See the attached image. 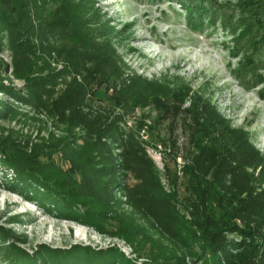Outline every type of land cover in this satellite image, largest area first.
<instances>
[{
	"label": "trees",
	"instance_id": "trees-1",
	"mask_svg": "<svg viewBox=\"0 0 264 264\" xmlns=\"http://www.w3.org/2000/svg\"><path fill=\"white\" fill-rule=\"evenodd\" d=\"M175 1L193 28L202 27L208 13L204 1ZM238 6L234 27L239 30L236 39L241 40L252 34L254 26L262 27L260 15H254V10H261L264 4L240 0ZM130 25L118 31L103 20L94 0H0V31L9 36L12 73L24 81L21 91L0 84V92L44 111L62 131L61 136L48 131L46 137L37 134L32 140L31 135L22 139L13 129L0 127L2 164L16 172L15 181L5 186L26 200H34L46 212L121 235L134 246V232L139 229L133 218L118 213V231H111L98 216L112 210L110 184L116 172L110 148L102 140L109 139L122 147L123 168L138 179L127 192L136 209L150 213L181 241L189 236L197 238L213 264H222L219 257L224 264H264V156L252 145L248 132L231 127L208 99L189 95L190 88L180 79L164 77L162 82H150L135 73L125 76V65L115 46L123 42ZM36 38L42 60L55 52L68 63L63 71H55L46 61L43 66L37 65ZM250 41L257 48L264 44V35ZM245 63L247 67L257 64L250 56ZM68 68L81 79L72 77L54 97L56 81L59 77L66 80ZM94 82L100 88L113 86L111 102L127 110L151 103L156 110L151 129L168 122L173 134L182 121L188 139V156L182 167L183 203L192 215L191 221L184 220L174 204L179 193L175 172L169 177L175 189L167 193L133 133L124 137L117 119L109 121L101 114L93 116L83 110L89 106H85L84 98ZM187 98L190 104L183 107ZM18 114L10 103L0 102V122L14 120ZM150 135L154 144L159 142L168 149L165 155L175 164L179 157L176 141L171 139L167 144L153 130ZM78 137L84 139L82 145L77 143ZM59 152L60 157L56 156ZM169 169L168 165V173ZM78 204L88 212H80ZM10 219L19 221L17 215ZM227 232H236L242 239L229 240ZM23 237L0 225V264H148L125 256L116 247L97 249L78 243L69 248L40 244L29 252L17 244L25 241Z\"/></svg>",
	"mask_w": 264,
	"mask_h": 264
},
{
	"label": "rangeland",
	"instance_id": "rangeland-1",
	"mask_svg": "<svg viewBox=\"0 0 264 264\" xmlns=\"http://www.w3.org/2000/svg\"><path fill=\"white\" fill-rule=\"evenodd\" d=\"M94 1L103 20L109 21L118 31L125 24H131L130 28L124 31L123 42H116L115 46L125 65V76L135 73L150 82H162L164 77L170 81L180 79L190 88L189 95L198 94L208 99L218 113L229 120L231 127L242 128L248 132L252 145L264 156V44L254 48L250 41L251 38L258 39L264 35V7L259 11L253 9L254 15H260L262 27L254 26L250 36L237 40L239 30L234 24L238 17L240 0H202L206 3L208 13L200 28H193V25L188 23L184 10L175 0ZM259 2L264 4V0ZM48 8H52V3H48ZM34 42V59L38 66H43L46 61L55 71H63L66 68L68 63L55 52L51 53V56L45 55L46 60L43 61L39 39L36 38ZM9 45L8 33L0 31V84L21 91L24 81L13 76L14 58ZM247 56L257 63L254 67L246 66ZM68 72L65 77L67 81L60 77L57 79L54 97L66 88V82L72 77L81 79L80 74L76 75L72 69L68 68ZM120 85L118 82L117 88ZM114 91L113 86L100 88L97 82L92 83L84 98L85 106H89L83 110L93 116L101 114L109 121L117 119L125 132L124 137L129 132L133 133L145 155L152 161L160 185L167 193L175 189L170 181L175 172L179 177V193L176 194L177 201L174 204L183 219L191 221L192 215L184 208L183 203L182 167L186 161L185 157L188 156V139L183 131L182 121L179 120L173 134L169 131L168 122L151 129L156 116L154 106L150 103L142 108L127 110L111 102L110 97ZM0 102L10 103L19 112L16 119L0 122L3 129H13L22 139L31 135L33 140L37 134L46 137L48 131L56 136L62 135V131L54 126L55 120L49 118L44 111L17 102L1 92ZM189 104L190 98H187L183 107H188ZM104 109H107L108 113ZM188 121L189 119L187 123ZM152 130L155 136L159 135L167 144L171 139L176 141L179 157L175 164L165 155L164 145L152 142ZM102 140L106 141L110 148L116 173L114 181L110 184L113 192V198L110 200L112 210L105 216L98 215L100 212L96 213L103 226L111 231H118L119 224L115 218L118 213L124 212L133 218L139 229L134 232V246L121 235H110L92 225L46 212L34 200H26L7 188L6 184L15 181L16 172L2 164V154L0 225L23 235L25 241L17 244L29 252L40 244L53 248H69L78 243L97 249L116 247L125 256L138 262L146 260L148 264H213L211 255L203 252L197 238L189 236L181 241L173 237L150 213L134 207L127 192L138 183V179L133 172L123 168L122 147L109 139ZM83 142V138H77L79 145ZM56 156L60 157L62 153L59 152ZM168 165L170 173L167 171ZM77 209L80 212H88L80 204ZM13 215H17L19 221L10 219ZM226 237L234 241L242 239L236 232H227ZM262 239L264 241V236ZM153 257H157V260H152ZM221 258L218 259L224 264Z\"/></svg>",
	"mask_w": 264,
	"mask_h": 264
}]
</instances>
